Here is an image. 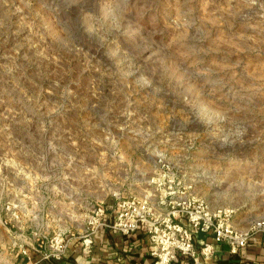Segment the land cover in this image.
<instances>
[{"label": "rangeland", "instance_id": "374dc122", "mask_svg": "<svg viewBox=\"0 0 264 264\" xmlns=\"http://www.w3.org/2000/svg\"><path fill=\"white\" fill-rule=\"evenodd\" d=\"M172 190L264 218V0H0V264Z\"/></svg>", "mask_w": 264, "mask_h": 264}, {"label": "built area", "instance_id": "2783aa9c", "mask_svg": "<svg viewBox=\"0 0 264 264\" xmlns=\"http://www.w3.org/2000/svg\"><path fill=\"white\" fill-rule=\"evenodd\" d=\"M165 207V208H163ZM234 210L230 207L210 208L207 203L188 193L169 191L158 199L151 194L118 198L113 207L111 221L106 209L93 211L82 239L84 249L92 243L91 235L102 226L110 227L124 235L145 233L149 241L148 252L153 264H170L179 255L197 261L211 255L213 244L225 242L230 252L235 253L250 241L257 239L264 245V218L254 219L245 228L233 223ZM200 232L212 240H201L199 250L195 241ZM69 241L64 231L40 239L31 248L42 261L62 259Z\"/></svg>", "mask_w": 264, "mask_h": 264}, {"label": "crops", "instance_id": "0c3cea01", "mask_svg": "<svg viewBox=\"0 0 264 264\" xmlns=\"http://www.w3.org/2000/svg\"><path fill=\"white\" fill-rule=\"evenodd\" d=\"M165 208V207H163ZM111 221L113 210L106 211ZM69 234V241L60 264H153L154 259L148 252L149 241L145 233L135 232L124 235L110 227L102 226L91 235L92 243L84 249L85 231ZM204 235V236H203ZM212 240L211 236H197L195 247L200 248L201 240ZM30 255L21 257L22 264H43L39 254L29 251ZM170 264H264V245L259 239L250 241L235 253H231L225 242L213 244L211 255L204 258L199 254L198 260L179 255Z\"/></svg>", "mask_w": 264, "mask_h": 264}, {"label": "trees", "instance_id": "16d2710c", "mask_svg": "<svg viewBox=\"0 0 264 264\" xmlns=\"http://www.w3.org/2000/svg\"><path fill=\"white\" fill-rule=\"evenodd\" d=\"M202 234H203V232H200V236H202ZM198 236H199V234H198ZM178 256H179V254H178ZM182 256H185V255H182ZM186 257H188V256H186ZM61 260L62 259H60V260H53V261H44L43 264H60L61 263Z\"/></svg>", "mask_w": 264, "mask_h": 264}]
</instances>
